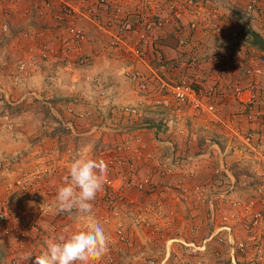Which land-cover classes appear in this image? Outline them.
Masks as SVG:
<instances>
[{
  "label": "rangeland",
  "instance_id": "1",
  "mask_svg": "<svg viewBox=\"0 0 264 264\" xmlns=\"http://www.w3.org/2000/svg\"><path fill=\"white\" fill-rule=\"evenodd\" d=\"M10 23L16 28L21 22ZM30 25L40 30L39 23L33 21ZM16 38L4 44L0 42V209L10 219L9 226L0 221V264H10L17 256L15 264H22L25 253H32L31 261H34L45 250L48 239L66 229L85 230L94 222L100 223L110 237V250L97 264H264V201L263 205L257 203L264 197L245 190L254 184L250 181L248 153L242 164L238 160H215L219 171L216 174L230 176L231 181L236 180L234 184L224 178L217 188L211 186L212 178L207 183L192 184L187 180L196 173L195 160H183L186 166L178 168L179 163L171 160L170 153L176 145L172 136L181 135L185 143H191L190 129L194 125L190 111L191 115L186 110L179 114L175 104L170 107L153 104L154 113L138 117L136 109L142 104L131 100L135 86L122 73L119 62L108 56L97 59L93 66H76L70 70L49 60L20 68L18 62L24 54ZM102 60L111 61L112 67H102ZM97 73L100 78H111L108 83L97 84L93 79ZM111 79L129 86L128 95L124 92L121 101H117L118 93L109 88ZM82 100V106L78 107ZM87 101L89 108L84 104ZM107 106H113L112 111L120 112L122 117L118 119ZM170 120L173 122L168 126ZM228 122L223 117L222 122L214 124L220 139L231 146L230 130L221 126L229 125ZM134 124L148 125L147 129L157 134L162 128L163 135L157 140L164 147L160 157L155 158L151 148L140 144L142 154L135 156L132 168L122 161L109 166L106 160L114 156L122 160L133 156L132 144L140 139L130 128ZM121 128L124 136L121 141H115L121 134L116 129ZM113 146L118 150H112ZM233 146L239 151L237 145ZM77 156L103 160L108 165L107 174H134L136 180L144 183L143 189L138 191L124 183L121 189L127 202L118 203L110 202L103 187L90 219L78 218L75 213L57 214V188ZM137 158L152 163L143 175L137 173ZM159 165L162 169H158ZM120 166L125 167L124 171L116 172ZM177 172L179 176L174 183L161 180ZM154 173L157 182L152 179ZM149 179L154 182L151 186ZM155 188L169 193V203L174 206L165 208L162 197L153 194ZM245 207H249L246 213ZM257 208L261 213L260 227L246 228L243 221L253 216L252 211ZM39 218L48 219L47 225L42 226ZM13 226L23 228L25 238L23 247L17 249L12 242L14 231L5 229ZM116 227H120V233ZM252 235L256 238H249Z\"/></svg>",
  "mask_w": 264,
  "mask_h": 264
},
{
  "label": "built area",
  "instance_id": "2",
  "mask_svg": "<svg viewBox=\"0 0 264 264\" xmlns=\"http://www.w3.org/2000/svg\"><path fill=\"white\" fill-rule=\"evenodd\" d=\"M261 1L245 0L237 6L225 0H0V42L17 37L24 54L18 62L20 68L49 60L70 70L93 66L97 59L108 56L118 61L122 73L131 79L139 101L169 107L175 104L179 114L186 110L194 116L205 113L218 120L222 105L234 100L235 108L221 114L227 122L230 120L229 125L221 126L230 130L233 145L246 150L252 159L250 171L255 185L249 194L264 197V146L259 137L260 131L264 133V50L253 44V33L248 32L256 19L260 21L257 26L264 28ZM225 5L229 8L224 12ZM227 10L234 12L235 19L226 17ZM21 20L16 28L10 23ZM33 21L40 24L39 31L30 25ZM168 38L174 40L176 55L167 51ZM214 44L216 50L210 55ZM174 58L182 71L179 76L173 73L175 67L170 60ZM213 62L216 65L212 66ZM100 77L97 73L93 78L97 84L108 83L109 77ZM257 120L261 129L254 130L250 123ZM135 143L138 145L133 146ZM135 143L132 161L114 156L106 160L109 166L122 161L132 168L135 156L142 154L141 140L137 138ZM117 148L111 147L115 151ZM160 166L158 169H162ZM218 172L214 168L213 188L221 185L222 178L231 181L230 176ZM147 182L151 186L152 179ZM124 183L138 191L144 185L134 174H107L104 191L110 202H127L121 189ZM248 209L244 208L245 213ZM252 213L243 221L246 228L261 225L260 210ZM0 221L9 226L5 210L0 209ZM116 228L120 233V227ZM5 229L14 231L15 248L23 247V228ZM16 260L18 256L10 264Z\"/></svg>",
  "mask_w": 264,
  "mask_h": 264
},
{
  "label": "crops",
  "instance_id": "3",
  "mask_svg": "<svg viewBox=\"0 0 264 264\" xmlns=\"http://www.w3.org/2000/svg\"><path fill=\"white\" fill-rule=\"evenodd\" d=\"M225 1L229 2L230 4L237 5V6L243 5L245 2V0H225ZM261 2L264 3V0H262ZM19 7H22V6L19 5ZM225 7L229 8V6H226V5L224 6V9H223L224 12H225ZM230 8H231V6H230ZM227 12H229V13L226 14V17L230 21L235 19L236 15L234 14V12H231V10H227ZM18 22H23V21L21 20ZM252 22H253L254 26H249V31H248L249 34H251V33L255 34L256 33L257 35L261 36L264 39V28L260 29L257 26L260 24V21L256 19V20H253ZM227 33H228V31H227ZM253 34H251L252 37H253ZM167 41H168L167 42L168 53L176 55L175 50L178 51V49L175 48V45L173 42L174 40L168 38ZM258 47H259V49L264 50V47L263 48H260V46H258ZM106 63H109L111 65L108 66V64H106ZM211 65L214 66V65H216V63L213 62V63H211ZM262 65L264 67V63ZM102 67L111 68L112 62L111 61L105 62V60H102ZM204 67H207V66H204ZM181 72L182 71H181V68L179 66H177L173 69V73L175 76H179V73H181ZM110 78L111 77H109V79ZM109 88L111 91L118 93L117 101H121L124 97V92H126V90L129 88V86L128 85H122L119 83L117 84V82H115L113 79H111ZM125 95L127 96L128 92H126ZM139 98H140V95L135 91V94H133V96L131 97V100L135 101L136 103L139 102V104H142L140 106L138 105V108L136 109L138 117L151 115V112L154 113L153 110L156 108L152 104V102L149 100L139 101L138 100ZM83 101L84 100H82V103L78 104L79 105L78 107L82 106ZM123 101H125V100H123ZM89 103L90 102L87 101L84 104H85V106H87L89 108L91 106ZM222 106H223L222 111L224 113L231 112L230 110L235 108L236 102L234 100L228 99L227 103L223 104ZM112 109H113V106H107L108 111H112ZM118 109L119 108L117 107L116 110H118ZM121 112L123 113L122 108H121ZM223 112L220 111V113L218 114V120L215 118H212V116L205 114V113L198 114V116L192 115L190 117L191 118L190 120L192 121V125H194V127H196L197 129H195L194 127L190 129V132H191V136H190L191 139H189L191 141L190 144L185 143L186 139L185 140L181 139V135L180 136H172V140L174 138V143H176V145L173 146V148H171V152H170L171 153V160H176L175 161L176 164L179 163V165L177 167L179 168L182 166H186L184 164V162H182L183 160H195L194 163L196 166H193V167L196 168V173L192 177V179L187 180L188 182L191 181L192 184L207 183L211 178H213L214 168L216 167V161L215 160H238V161H240L239 164H242L241 160H246V155H245V154H247L246 150L239 148V151L238 150L235 151L236 148L230 147L229 143L227 141L225 144V140L223 138L220 139V136H218V135H220V132L216 128V124H214V123L218 124V122L221 121V119L223 118L221 116V114H223ZM112 113L114 114V116L118 115V119L120 117H122L120 112L118 114V113L112 111ZM188 114H190V113H188ZM195 123H196V125H195ZM250 124L254 130L261 129V126H260L258 120L253 122V123H250ZM252 125H254V127ZM130 128L134 129L133 133H135L136 135H138L140 137L142 144L145 145V148L149 149V150L151 148L154 152L155 158H159L161 155V151L164 150V147L162 146V144L157 143L158 138H160L161 135H163L162 128L160 129L159 134H157L156 131L150 132L149 131L150 129H147V128H149L148 125L147 126H140V125L134 124ZM116 130L120 133L122 131H124L123 128H121L119 130L116 129ZM130 131H132V130H130ZM195 132H197V134ZM123 136H124V133H121L119 136H116L115 141H117V139L120 140V138L122 140ZM152 136L154 137V140L153 139L150 140V138ZM196 136H198L199 138H196ZM259 137L261 138L260 140L262 142V145L264 146V133L262 134V131L259 132ZM181 150H185V151H181ZM184 155H185V157H184ZM137 157H139V156H137ZM248 159H250L249 156H247V160ZM136 160H137L136 161L137 173H139V175H143L144 172H147V170L149 168H151V165H152L151 162L143 161L144 160L143 158H137ZM250 160H252V159H250ZM124 169H125L124 166H120L117 168L116 172H122V171H124ZM178 176H179L178 172L175 174H168L164 178H161V180L163 179L164 182L166 180L169 184H172V183H174V181H176ZM263 177H264V174H263ZM157 178H158V176L154 173V177L152 179L157 182L158 181ZM256 179H258L259 181L262 180L261 178H256ZM153 180H152V182H153ZM250 181L253 182V179ZM156 182H155V184H157ZM232 182H233V180H232ZM153 184H154V182H153ZM202 184H201V186H202ZM131 191H132V189L130 190V192ZM151 194H149V195H151ZM153 194L155 196H161L162 197V203L164 202L163 205L165 208H169V207L174 206V203L171 202L172 205L169 203L171 201V199H169L170 197H168L169 193L166 194L165 191H161V188H155V192L153 191ZM151 196H153V195H151ZM39 222L42 226H45L48 223V219L39 218Z\"/></svg>",
  "mask_w": 264,
  "mask_h": 264
},
{
  "label": "clouds",
  "instance_id": "4",
  "mask_svg": "<svg viewBox=\"0 0 264 264\" xmlns=\"http://www.w3.org/2000/svg\"><path fill=\"white\" fill-rule=\"evenodd\" d=\"M216 50L212 46L210 55ZM108 165L103 160L77 156L67 176L56 191L57 214L91 218L94 202L103 190ZM45 250L31 261L32 253H25L22 264H97L110 250V237L102 225L94 222L85 230L63 233L48 239Z\"/></svg>",
  "mask_w": 264,
  "mask_h": 264
},
{
  "label": "water",
  "instance_id": "5",
  "mask_svg": "<svg viewBox=\"0 0 264 264\" xmlns=\"http://www.w3.org/2000/svg\"><path fill=\"white\" fill-rule=\"evenodd\" d=\"M252 41L254 44H256L257 46H260V48H263L264 47V39L257 35L256 33L253 34V37H252ZM156 128H159L158 125H154Z\"/></svg>",
  "mask_w": 264,
  "mask_h": 264
},
{
  "label": "trees",
  "instance_id": "6",
  "mask_svg": "<svg viewBox=\"0 0 264 264\" xmlns=\"http://www.w3.org/2000/svg\"><path fill=\"white\" fill-rule=\"evenodd\" d=\"M173 61V62H172ZM170 62H172V66L173 67H177V65H178V61L176 62V59L174 58L173 60L171 59L170 60ZM145 122H149V120H145ZM253 185V184H252ZM252 185H251V187H252ZM246 188L245 190H247V193L249 194V193H251V190H252V188Z\"/></svg>",
  "mask_w": 264,
  "mask_h": 264
}]
</instances>
